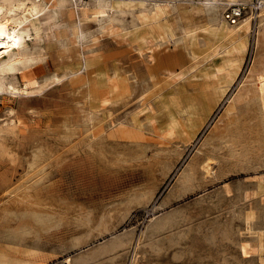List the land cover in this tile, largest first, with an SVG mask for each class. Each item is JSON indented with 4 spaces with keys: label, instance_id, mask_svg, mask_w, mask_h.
<instances>
[{
    "label": "rangeland",
    "instance_id": "1",
    "mask_svg": "<svg viewBox=\"0 0 264 264\" xmlns=\"http://www.w3.org/2000/svg\"><path fill=\"white\" fill-rule=\"evenodd\" d=\"M44 2L22 30L29 60L0 74V249L34 264H258L264 110L256 96L231 109L254 21L242 58L203 55L205 33L192 48L179 17L198 0ZM205 9L195 22L225 16ZM230 60L224 95L197 76Z\"/></svg>",
    "mask_w": 264,
    "mask_h": 264
},
{
    "label": "bare ground",
    "instance_id": "2",
    "mask_svg": "<svg viewBox=\"0 0 264 264\" xmlns=\"http://www.w3.org/2000/svg\"><path fill=\"white\" fill-rule=\"evenodd\" d=\"M55 1L56 4L63 5L71 0ZM257 1L259 7L256 13L246 10L253 6L254 0H198L195 5H190L182 10L180 9L179 13L183 35L188 38V42L192 48H196V32L202 31L205 33L206 42L202 48L203 55L229 46L232 51H235L242 58L249 48V33L252 27V21H254L253 24L256 27L254 37L255 55L247 74L243 77L231 96V109H235L243 101L256 96L261 102V109L264 110V0ZM210 5H218L221 10L225 11V14L228 9L234 6H243L245 8L244 16H241L236 22H228L226 15L223 16L216 10L208 19H205L204 23L195 22L193 17L204 14L206 11L205 8ZM46 7L47 5L44 0H0V45H2L0 47V74L14 70L17 65L29 60V55L22 44V30L31 19L41 15ZM160 19L164 20L161 26L164 32L171 34L170 25L172 22L170 14L166 11V7L158 8L156 20L160 22ZM194 50H190L191 58L193 59L195 58ZM238 69V65H234L232 60H230L219 68L202 70L197 76L217 77L219 83H216L215 90L219 91L221 95H224L237 77ZM220 70H223L222 74L219 72ZM231 109L229 110L230 113H232ZM176 128V121L170 120L165 135L171 136L176 131ZM203 169L206 174H210L211 168L209 164ZM252 219V212L245 214L244 221L246 224ZM155 224H157L156 227L163 226L161 221H156ZM252 247L257 254L258 264H264V249L260 237ZM12 250L18 252L17 249L12 248ZM9 251V246L3 250L0 249V264H34L26 257L34 255V250L24 251L22 257L12 255ZM66 261L69 262V259H66Z\"/></svg>",
    "mask_w": 264,
    "mask_h": 264
},
{
    "label": "built area",
    "instance_id": "3",
    "mask_svg": "<svg viewBox=\"0 0 264 264\" xmlns=\"http://www.w3.org/2000/svg\"><path fill=\"white\" fill-rule=\"evenodd\" d=\"M259 3L257 0L253 2V6L249 7L250 12L256 13L258 11ZM237 9V10H236ZM244 7L243 6H234L226 11V19L229 21H238L241 16H243L244 13ZM236 10V11H234Z\"/></svg>",
    "mask_w": 264,
    "mask_h": 264
},
{
    "label": "snow or ice",
    "instance_id": "4",
    "mask_svg": "<svg viewBox=\"0 0 264 264\" xmlns=\"http://www.w3.org/2000/svg\"><path fill=\"white\" fill-rule=\"evenodd\" d=\"M0 47H2V45H0Z\"/></svg>",
    "mask_w": 264,
    "mask_h": 264
}]
</instances>
